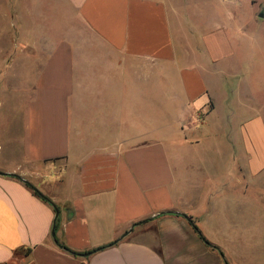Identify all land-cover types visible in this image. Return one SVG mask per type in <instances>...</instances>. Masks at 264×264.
Returning <instances> with one entry per match:
<instances>
[{"label":"crops","instance_id":"crops-1","mask_svg":"<svg viewBox=\"0 0 264 264\" xmlns=\"http://www.w3.org/2000/svg\"><path fill=\"white\" fill-rule=\"evenodd\" d=\"M0 39V264H264V0H0Z\"/></svg>","mask_w":264,"mask_h":264},{"label":"rangeland","instance_id":"rangeland-1","mask_svg":"<svg viewBox=\"0 0 264 264\" xmlns=\"http://www.w3.org/2000/svg\"><path fill=\"white\" fill-rule=\"evenodd\" d=\"M10 40H12L11 42H12V44H17V39H15V38H13V37H11L10 38ZM8 44H10L9 42H8ZM6 45L5 46V44H4V42H3V40L2 39H0V51H6V49H10V48H7V47H9V45ZM10 51V50H9ZM9 51L8 52H6V53H3V55H4V57H3V61H4V58L5 59H7V57L9 56ZM2 64V63H1ZM11 84H15L14 82H11ZM0 85H1V79H0ZM8 91V90H7ZM8 93H9V91H8ZM208 109V108H207ZM206 112H207V110H205ZM205 119V113L203 112H198V113H196L195 114V117L193 118V121L191 122V124L192 125H199L200 123H202L203 122V120ZM179 139L180 140H182L183 139V134H180L179 135Z\"/></svg>","mask_w":264,"mask_h":264},{"label":"trees","instance_id":"trees-1","mask_svg":"<svg viewBox=\"0 0 264 264\" xmlns=\"http://www.w3.org/2000/svg\"><path fill=\"white\" fill-rule=\"evenodd\" d=\"M29 186V185H28ZM195 230L199 233V231L195 228ZM200 234V233H199ZM201 236V239H203L206 243H207V241L202 237V235H200ZM75 254V253H74Z\"/></svg>","mask_w":264,"mask_h":264},{"label":"water","instance_id":"water-1","mask_svg":"<svg viewBox=\"0 0 264 264\" xmlns=\"http://www.w3.org/2000/svg\"><path fill=\"white\" fill-rule=\"evenodd\" d=\"M0 174H3V173L0 172Z\"/></svg>","mask_w":264,"mask_h":264}]
</instances>
